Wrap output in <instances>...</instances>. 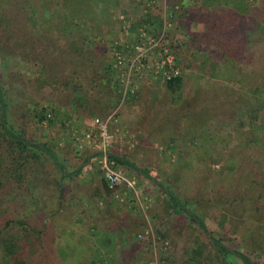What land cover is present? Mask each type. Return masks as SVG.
<instances>
[{
	"label": "rangeland",
	"instance_id": "1",
	"mask_svg": "<svg viewBox=\"0 0 264 264\" xmlns=\"http://www.w3.org/2000/svg\"><path fill=\"white\" fill-rule=\"evenodd\" d=\"M194 1L76 0L78 14H70L64 0H0V13L27 15L0 22V76L8 87L9 122L30 141L44 143L57 152L68 169L81 165L87 158L84 165L99 171L95 141L86 139L84 133L90 128L96 131L90 124L92 119H103L116 109V120L107 125L112 134L109 152L123 158L119 165L135 182V194L117 187L106 195L102 190L103 194L99 193L96 179L89 174L69 180L63 186L62 208L56 210L53 218L51 211L57 193L53 191L51 175L48 185L39 176L33 177L37 184L32 190L26 178L21 183L10 176L4 178L0 186L4 219L20 218L34 228L33 232L20 229V254L28 255V264H80L72 258L65 260L57 240L54 242L55 225L63 222L68 223L67 229L74 237L82 233L88 236V248H92L93 241L98 242L96 254H93L96 247L90 252L98 260L95 264L110 263L107 259L110 255L118 259V264L125 262L123 243L113 245L119 240L120 231L135 242L128 250L135 259L132 264H193L185 263L188 258L200 264H240L214 255L196 223L179 209L170 207L167 195L136 168L146 169L176 190L182 200L193 202V212L208 224L212 235L224 236L228 247L250 252L251 236L245 227L235 225L244 221L245 213L251 214L244 197L254 199V193L261 192L260 188L253 189V181L259 183L264 174V103L237 110L234 105L239 95L231 92L241 91L238 84L224 89L218 85L221 82L217 84V80L207 76V67L203 70L196 61L191 64L192 73L182 71V55L186 49L188 54L190 48L188 37L176 28L173 19ZM227 1L238 10L245 8L246 0ZM64 14H69V18L64 20ZM26 17L38 23L32 25ZM140 29L154 41L159 40L148 53L144 73L151 74L152 61L158 52L166 50L174 58L182 83L171 91L158 77L143 75L134 78L133 94L121 99L112 52L116 49L128 56L130 43L139 37ZM67 47L82 48L83 53L91 51L99 66L97 75L105 74L112 79L115 89L112 96L108 97L98 85L91 86L100 96L94 98L90 113L80 101L88 84L80 77L76 78L75 86L60 82L68 72L67 58L61 59L66 56L62 53ZM52 59L60 63L54 64ZM244 70L245 66L239 65L238 74ZM202 74H206V80L197 84ZM207 82L209 87H205ZM46 113L50 116L40 121L39 116ZM238 192L243 206L232 201ZM17 194L19 201L14 197ZM103 205L109 211L99 210L96 220L90 217ZM92 219L98 226L89 224ZM220 219L230 226L222 230ZM249 219V224L254 223L253 216ZM115 224L114 229L106 228ZM106 239H110L108 245H100ZM255 251L252 254L257 255L259 251ZM253 263L264 264V255L256 257Z\"/></svg>",
	"mask_w": 264,
	"mask_h": 264
},
{
	"label": "trees",
	"instance_id": "2",
	"mask_svg": "<svg viewBox=\"0 0 264 264\" xmlns=\"http://www.w3.org/2000/svg\"><path fill=\"white\" fill-rule=\"evenodd\" d=\"M80 1L85 2L86 0ZM206 1H209L207 5L204 4ZM77 5L78 2L76 0H64V6L68 8L70 14H78ZM244 5L245 8L238 10L227 0H196L189 3L185 9H181L177 15L175 14L176 16L174 14L171 15L172 17L173 15L175 16L173 20L176 28H179L186 38L188 37L187 43L189 44L190 50L187 54L188 49H186L185 54L182 55L184 60L182 61V71L187 74L192 73V71L190 72L191 64L193 61H196L199 62V67L202 69L207 67V76L210 79L217 80V84L221 82L218 85L226 87L224 89L228 90L232 83L238 84V89H241V91L237 92V89H235V91L231 92L239 95L234 105V108L237 110L242 107H250L256 103H264V0H246ZM24 16L27 15L23 13H0V22L5 23L6 21L18 20ZM67 18H69V14H64V20ZM30 23L36 25L38 22L32 19ZM58 50L61 53L66 51L62 53L66 56H62L61 59L67 58L66 64L68 67V72H65L62 80L58 81L64 82L65 84L70 83L72 86H75L77 79L80 77L88 84V88L85 89L87 93L82 95L80 99L81 105L83 108L85 106L86 111L89 110V113L92 112L94 106L91 107V105L95 103L94 98L100 96L91 86L98 85L99 89L105 91L108 97L114 94L115 89L112 79L105 74L97 75L99 66L93 61V53L91 51H84L85 53H83L82 48L80 50H74L69 47L65 51L62 48H58ZM0 54L2 55L1 50ZM52 62L54 64L60 63L59 61H54V59H52ZM41 63H44V61H41ZM239 65L245 66L244 72L240 75L238 74ZM205 75L202 74L197 78V84L201 83V81L205 82ZM181 83L182 79L178 76L165 81L164 85L167 89L174 91L181 86ZM207 83L205 87H209V82ZM7 90L8 87H5L3 78L0 76V186L3 179L10 176L17 183H21L24 178L28 179V187L32 190L37 184L33 177L39 176L40 181H44L46 182L45 185H48V179L51 175V178L54 179L52 182L54 184L53 191L57 193V202L55 208L51 211L53 218L56 210H60L63 205L60 201L64 191L63 186L67 181L76 177L80 178L86 174L91 175L93 179H96L95 183L100 188L99 193L103 192L108 195L111 190L105 185L100 171L91 170L88 165H84L87 162V158H85L86 161L84 160V163L81 165L68 169L63 157L58 155L57 152H54L44 143L40 144L30 141L20 128L18 129L9 122L6 97ZM45 117L44 114H41L39 120L41 121ZM115 160L117 163L124 162L122 157H115ZM131 167L135 169L133 165ZM135 170L146 178L151 179L157 185L160 192L167 195L170 207L179 209L182 215L196 223V229L210 243L211 251H213L214 255L229 258L233 262L238 261L240 264H254L253 261L256 257L258 259L259 256L264 255V249L262 248L264 246L262 244L264 241V229H262L264 225V202H262V196L264 195V174H261L263 177L259 183L253 181V189L260 188L261 192L254 193V199L249 195L246 198L244 197V202L248 205L247 209L252 215L244 212V223L240 221L239 226L238 224L235 225V228L245 227L243 229L247 230L246 233L248 236H251V239L248 240V244H250V248L248 249L250 252L243 253L244 250L240 252L237 249L233 250L228 247L223 240L224 236L215 237L209 232L208 224L203 223L198 215L193 212V202L187 201L186 199L182 200L176 190L172 189L170 185L158 181L146 169L136 168ZM44 176H48V178ZM29 192L32 194V191ZM236 196L232 201L240 203V206H243L244 202L239 199V192ZM14 197L16 201H19V194ZM220 200L221 197L219 198ZM3 201L0 199V264H28V255L20 254V229L22 231L27 230L33 232L34 228L20 218L4 219L5 208ZM13 206L16 207L17 204H13ZM99 210L109 211L108 206L103 205L102 209H98L90 217L95 220L98 219V214L101 212ZM252 216L255 218V221L249 224V218ZM94 219L89 224L98 226L97 224L99 223ZM224 222L225 220H219L220 225L223 223L222 230L230 226L229 223L224 225ZM51 223L55 225L54 222ZM67 224L63 222L60 226L55 225L53 231L55 237L54 242L57 240L64 259L69 261L72 258L78 260L80 264L97 263L98 260L95 259V255L93 254L97 252L95 250L97 249L98 242L93 241L91 243L92 248H88V245H90L88 236L82 233V235L74 237L69 229H67ZM106 228L114 229L116 228V224L114 227L106 226ZM233 230L232 232L235 233V229ZM102 231L103 229L99 230V233H102ZM257 231L259 232L258 234ZM120 233L118 234L119 240L115 241L113 245L116 242H122L126 251L123 257L125 262L123 260L121 262L123 264H132L135 259L131 251L128 252V250L135 245V242L124 231H120ZM255 233L256 235H254ZM108 240L110 239L101 241L100 245H108ZM246 246L248 247L249 245ZM93 248H95L93 254H90ZM256 249L259 251L257 255L252 254L256 252ZM194 251L196 255L199 254V249L196 248ZM105 254L103 253L101 255ZM107 259L110 261L108 264H118V259H115L112 255ZM188 262L200 264L198 261L194 262L189 258L185 263Z\"/></svg>",
	"mask_w": 264,
	"mask_h": 264
},
{
	"label": "built area",
	"instance_id": "3",
	"mask_svg": "<svg viewBox=\"0 0 264 264\" xmlns=\"http://www.w3.org/2000/svg\"><path fill=\"white\" fill-rule=\"evenodd\" d=\"M159 41V40H158ZM151 39L144 30L140 29L139 37L129 46V55L124 56L118 50L112 52L113 68L116 70L115 78L119 86L121 99L135 91L134 78L143 75H152L162 81L170 80L179 75V69L174 64V58L166 50L157 53L152 61L151 74L144 73L146 70L147 56L149 51L157 46V42ZM156 49V48H155ZM149 68V67H148ZM46 117L50 114L46 113ZM117 118L116 109L111 111L103 119L94 118L90 123L94 128H90L84 133L88 140L95 141L96 165L102 175L103 181L108 189L113 190L122 187L128 192L135 194V182L127 175L125 170L116 162L115 156L110 154L109 148L112 141V134L107 129V125Z\"/></svg>",
	"mask_w": 264,
	"mask_h": 264
},
{
	"label": "crops",
	"instance_id": "4",
	"mask_svg": "<svg viewBox=\"0 0 264 264\" xmlns=\"http://www.w3.org/2000/svg\"><path fill=\"white\" fill-rule=\"evenodd\" d=\"M84 102V101H83Z\"/></svg>",
	"mask_w": 264,
	"mask_h": 264
}]
</instances>
